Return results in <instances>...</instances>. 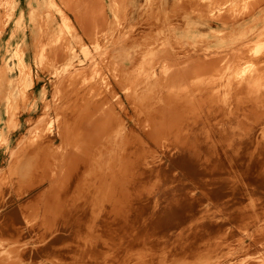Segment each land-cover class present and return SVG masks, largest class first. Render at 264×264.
Here are the masks:
<instances>
[{
  "label": "bare ground",
  "instance_id": "1",
  "mask_svg": "<svg viewBox=\"0 0 264 264\" xmlns=\"http://www.w3.org/2000/svg\"><path fill=\"white\" fill-rule=\"evenodd\" d=\"M164 1L178 21L132 0L109 78L63 76L56 40L51 107L0 69V264H264V0ZM69 10L70 39L94 40Z\"/></svg>",
  "mask_w": 264,
  "mask_h": 264
},
{
  "label": "rangeland",
  "instance_id": "2",
  "mask_svg": "<svg viewBox=\"0 0 264 264\" xmlns=\"http://www.w3.org/2000/svg\"><path fill=\"white\" fill-rule=\"evenodd\" d=\"M1 1L0 69H5L7 83L10 85L11 90H14L13 83L19 78L18 74L20 75V69L26 70V73L36 82L34 86H30L27 81L28 87L26 86V92L28 95L26 96V100L28 105L33 106L36 104L37 108L43 103H48L50 107L54 104L52 85L54 83L53 68L56 65V61L50 56L49 51L51 47L55 45L56 40H58V44L65 42L66 49L73 51V55L76 56V59L73 60L74 63H65L60 70L63 76L76 74L78 77H84L86 72H88V74L92 76L109 78L111 77V72L109 70L110 59L105 53L109 49H112L113 46H107L119 41L125 32L136 29V25L129 24V22L127 23L125 17L128 16L130 20L132 19L133 15L130 11L132 8V0H94L95 3L93 4L90 3V0H38L40 4H37L35 0ZM247 1L248 0H243L242 3H247ZM140 2L143 3V1ZM163 2L165 3L164 0ZM111 5H113L114 8H110ZM73 7L85 17L86 21L95 30L96 36L94 40L96 42L88 39H81L79 41L70 39L71 34L74 29H76L74 14L69 10ZM34 10L37 12L35 16L36 29L32 33L30 13ZM112 10L117 11L112 12ZM190 10L199 13L198 10ZM146 12L152 15L154 20L157 18L162 19L164 18L162 15L169 14L173 21H178L177 13L173 14L169 9H166L161 4V0H150ZM21 14L24 16L23 19L25 20L26 42L24 43L22 38H19L18 44L17 37L15 42L9 43V33L13 27V22L19 20ZM150 19L153 20L152 18ZM191 27L198 30L199 36H204L209 33V29L202 24V21H197L196 24ZM5 29L7 30L3 34ZM15 29L18 31L17 35L22 33L21 29L18 30L17 27H15ZM182 31L183 30L179 29L177 33H175V36L177 40L180 41L182 48L186 51L189 48V44L195 40L191 39L187 41L186 39L180 38L179 36H181ZM91 62L92 66L90 67ZM44 91H46V94H44ZM42 92L43 97L41 104L40 95ZM44 97H48L47 102L44 101ZM13 100H15L14 97ZM13 112V119L21 123L25 122L28 117V115H26L20 119L19 109L14 108ZM37 115H40V113ZM7 119L8 118L4 117V120L1 122L2 126ZM45 123L53 125L54 118L50 115L46 116ZM28 136L30 137L29 129L27 137ZM15 140L16 137L12 138L10 145L13 143L15 145ZM7 147L6 145V148ZM4 151L5 149L1 150V153Z\"/></svg>",
  "mask_w": 264,
  "mask_h": 264
}]
</instances>
